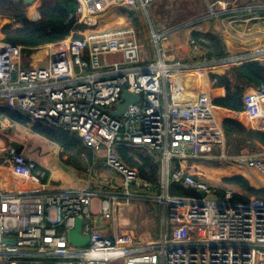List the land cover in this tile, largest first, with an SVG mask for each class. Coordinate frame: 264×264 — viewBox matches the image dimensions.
Instances as JSON below:
<instances>
[{"label":"built area","instance_id":"obj_1","mask_svg":"<svg viewBox=\"0 0 264 264\" xmlns=\"http://www.w3.org/2000/svg\"><path fill=\"white\" fill-rule=\"evenodd\" d=\"M77 1L69 18L75 16L83 26L81 36L72 32L65 40L39 46L47 54L36 62L26 56L24 46L0 41V106L18 110L32 122L40 120L78 135L121 174L122 190H102L92 182L85 184L84 179L81 186L50 189L44 174L35 171L36 164L11 146L7 168L21 186L0 189V264H264V199L237 200L233 191L187 169L189 159L210 158L224 142L214 101L201 95L180 104L171 100L170 93L173 80L190 71H206L208 76L248 62L264 64V42L209 59L192 38L194 49L191 60H186L165 55L169 35L177 29L153 30L150 42L157 55L144 60V45L134 27L99 26L111 8L121 6L149 15L148 8L156 0ZM262 13L264 3L208 1L200 19L178 28H195L211 18L252 22ZM125 89L139 95L140 101L114 116L110 111L117 110ZM243 102L246 121L253 123L263 116L264 83L245 93ZM3 118L7 117L0 116V129ZM120 144L144 149L160 162L158 200L164 206V228L155 240H139L118 230L121 196L129 202L138 191L152 188L137 169L119 158L116 147ZM233 160L264 170V151L235 155ZM172 184L195 188L194 195H172ZM77 218L83 219L82 235L89 237L85 246L69 240ZM111 220L110 236L101 222Z\"/></svg>","mask_w":264,"mask_h":264},{"label":"crops","instance_id":"obj_2","mask_svg":"<svg viewBox=\"0 0 264 264\" xmlns=\"http://www.w3.org/2000/svg\"><path fill=\"white\" fill-rule=\"evenodd\" d=\"M208 1L213 2L217 0H208ZM221 1L231 2L234 0H221ZM238 1L242 2V4H245L247 2L264 3V0H238ZM40 4H41V0H35L34 3L28 4V15L30 17L32 18L39 17L38 7L40 6ZM206 4H207L206 7L208 8V3ZM117 8L130 12L131 15H129V17H132L133 22H134V18H136L139 21V26L137 28L140 29V33L143 35L144 38L142 41L144 45V48L142 50V58L144 60H149L152 57H155L157 55L156 50L155 49L153 50L152 44L150 42L152 41L151 40L152 31L153 30L167 31L169 29L167 28L160 29L155 24L151 26V24L149 25L148 22H146V20H144L143 18V15L145 16L146 13L143 15H138L134 11H131L128 8H124L121 6H118L116 8H111L103 15L104 20L102 21V23L104 27L106 26L115 27L113 24H111L106 20L105 16L110 14V17H112L117 12L116 10ZM258 17L261 18L256 20L254 19L252 22H249V20L247 19H245L246 22H242V21H235V18H231V19L211 18L210 20L205 21V23L202 24V28L204 30H199V31L206 32L209 30H213L214 32H216L224 43L227 55L231 53L243 52L264 42V14L263 13L258 14ZM240 18H236V20H240ZM141 21L143 22V24ZM183 25L184 24L174 27L177 30L173 31L169 35V46L168 48L165 49V55L171 54L176 58H185L186 60H191L190 57L194 49V46H192L190 41L192 39V31L198 29L196 28L189 29L188 26L183 29L178 28ZM3 38H4V34L2 33V24L0 23V41L3 42L4 41ZM39 48L41 49L32 50L28 52L27 57L31 58L33 56L35 62L40 58L44 57L45 54H47L46 53L47 50L42 47ZM203 54H204V58H206L204 51ZM216 58H220V57H216ZM184 78L187 81L182 82ZM211 81L212 80L211 77H209V75L207 76V82H206L208 85H205L206 83L203 84L201 81L196 80L194 76H190V77H187V75L178 76L170 84L171 100L173 102L183 104V103H190L196 100L197 98H199L201 95H206L212 101H214V99L216 98L225 96L226 95L225 87L214 86L215 80L213 81L212 85H210ZM200 85L208 86V87H202V86L200 87ZM253 88L255 87L247 86L245 88L244 94L252 90ZM214 110L221 126H222L221 117L237 116L242 121L244 120L246 123H248L252 129H256V130L264 129V115L257 118V120H255L253 123H249L242 117V113H241L242 111H233L231 109L220 107L217 105H215ZM9 124L15 127L14 128L16 132L15 134L18 135H14L10 138L8 146H2L1 151L4 150L3 147L8 148L7 151H3V152L0 151L1 189L16 190L19 188V186H21L20 182H18V180H16V178H14V176H12L8 172V168H7L6 160L9 156V149L12 146V142L19 143L22 148L20 153L24 154L25 157H27L29 160H32L36 164V166H38V169L36 168L35 171H39L44 174L45 176L44 178L47 181L50 189L60 190L66 187L81 186L82 185V182L80 181L81 179H84V181L87 180V182L90 181L93 184V180L90 177L92 176L93 173H95L96 169L102 163H104L106 167L110 168L106 164L104 157L102 160L97 158L96 155V162L95 164H93L94 166L90 168L89 172L78 173L72 167L68 166L63 162L60 156L61 147L57 143L45 138L40 134L34 133L30 125H23L20 123L13 122L8 117L3 118V126L1 127L0 130H3ZM232 140L235 141L234 144L236 147L235 151H232L229 148V144H231ZM232 140L228 141L224 131V142L218 144L213 149L211 157L205 160H198V161L189 159L186 164L188 171L190 173L195 174L196 177L202 178L204 180L207 179L206 181H208L209 179H216L218 174H220L221 176L220 178L222 179L225 177L242 175L246 177L253 186L256 187L259 186L258 184H260V187H264V172L248 168L244 165H241V163H237L233 160V156L235 155H244L249 152L250 153L262 152L264 151V146L261 143L254 141L251 144H247V145H245L246 143H244V146L242 147V145H239V143H237L241 141V136L236 137ZM221 154H225L226 157L225 158L221 157L220 156ZM110 169L118 175L119 177L118 179L120 183L116 184L117 182H111V184L109 183L103 184V186L107 185L103 189L106 190L108 186L112 188V185H114L122 190L121 174H119L112 168ZM208 173L210 174V176L207 175ZM261 176H263V178ZM154 189H159V187L155 188L154 185H152V188L150 190L154 191ZM141 191H145V190L142 189L140 190V192ZM120 196L121 195H119V197ZM136 198L146 199V198H152V196L145 192H141L137 194V196H135L134 199ZM121 200H123V204H122L124 205L123 210H127V212H130V210L133 209L134 206L130 204H126L127 202H125L122 196H121ZM96 206H98V202H96ZM123 210L121 211L119 210L120 214ZM120 214L119 216L121 219L119 218V220L121 222L127 220L123 218L124 212H122L121 215ZM102 228L104 229L105 227ZM163 228H164V220H163V212H162L160 224L159 226H157V230L159 229L160 235L162 233ZM118 230L126 233L129 232L127 230L126 231L121 230L119 226H118ZM104 232L110 236L113 234V230L109 228H105ZM149 233L150 231L149 229H147L145 232H143L142 235H140L141 238H146V239H142L143 241H150Z\"/></svg>","mask_w":264,"mask_h":264},{"label":"trees","instance_id":"obj_3","mask_svg":"<svg viewBox=\"0 0 264 264\" xmlns=\"http://www.w3.org/2000/svg\"><path fill=\"white\" fill-rule=\"evenodd\" d=\"M77 5V0H41L38 7L39 17L32 18L28 15V4L24 0H0L3 39L5 42L22 45L26 51L30 52L33 48L65 40L72 32H76V36H81L79 31L83 29V26L69 22L70 14L76 11ZM134 25L135 27L139 26V21L136 18H134ZM192 38L203 49L206 58L227 55L223 41L213 30L206 32L194 30ZM232 69L237 83H232L222 73L211 74V80H215L214 86L226 89V95L214 99V104L233 111H242L245 107L243 102L245 88L247 86L258 88L264 83V64L253 61L234 66ZM2 115L7 116L13 122L30 125L34 133L57 143L61 147L60 156L63 162L78 173H87L94 166L95 151L87 147L78 135L50 127L40 120L32 122L29 117L18 110L6 106H0V116ZM221 123L228 141L241 136V141L237 143L242 147L244 143L247 145L254 141L264 146V129H252L248 123L237 116L221 117ZM116 152L127 166L137 169L140 178L148 181L155 188H160L162 174L159 160H156L144 149L125 144L118 145ZM36 168L38 169V166ZM222 182L238 187V191H234V198L237 200L246 201L252 196L264 199V188L253 186L242 175L225 177ZM170 193L180 196L194 195L191 189L178 184L170 186ZM245 193L251 197L246 196Z\"/></svg>","mask_w":264,"mask_h":264},{"label":"rangeland","instance_id":"obj_4","mask_svg":"<svg viewBox=\"0 0 264 264\" xmlns=\"http://www.w3.org/2000/svg\"><path fill=\"white\" fill-rule=\"evenodd\" d=\"M206 3H208V0H156L148 8L149 9V15L145 14V16H144L143 12H138V11H134V12L138 15H143L144 20H146V22H148L149 25L151 24V26H153V24H155L160 29L167 28V29L173 30V28L176 26H179L181 24H185L189 21L192 22L196 19H200L201 16L204 15L208 10V8L206 7L207 6ZM116 10H117V12L112 17H110V14L105 16L106 20L108 22H110L111 24H113L115 27H118V28H120V27L123 28L125 26H132L135 29L137 28L134 25L132 17H129V15H131L130 12L124 11L120 8H117ZM139 18H140V16H139ZM203 23H205V22L197 23L195 25L196 26L195 28L198 30H204L202 28ZM142 24H143V22H142ZM99 27H104L103 23L100 24ZM188 28L190 29V27H188ZM136 30L139 31L138 38L141 41H143L144 38H143V35L140 33V29L137 28ZM28 52L29 51L25 50L26 56H27ZM25 63H27V61H25ZM220 72L221 71H219L218 73H220ZM209 77H211V76L209 75ZM212 83H213V81L210 82V85H212ZM205 85H208V84L206 83ZM201 86L202 87H208V86L200 85V87ZM14 128H15L14 126H11L9 124L3 130H0V151H1L2 146H8L9 145V140L12 136L18 135V134H15L16 132H15ZM233 141L234 140H232L231 144H229V148H230V150L235 151V149H236V147L234 145L235 141L234 142ZM3 148H4L3 151H7V149H8L6 147H3ZM3 151H1V152H3ZM97 158L103 160V156L101 154L97 155ZM257 171H259V170H257ZM261 172H264V170ZM207 175L210 176L209 173ZM220 177H221L220 174H218L216 179H209L208 182L210 184L215 185V186H219L223 189H229L233 192L238 191V187L233 186V185H228L226 183L224 184L221 181L222 178H220ZM261 177L263 178V176H261ZM90 178L94 181L92 186L97 187V188L102 189V190H104L103 188H105L107 186V185L103 186V184H106V183L111 184V182H117L116 184L120 183L119 179H118L119 178L118 175L114 171H112L110 168L106 167L104 163H102L96 169L95 173H93ZM85 184H91V182L90 181L87 182V180H86ZM258 185L259 186H256L257 188H264V187H260V184H258ZM106 190L121 192L120 188L115 189V188H111L110 186H108V188H106ZM144 190L145 191H141V192H145L147 194H150L152 196V198H146V199H140V198L134 199L133 198L134 200L131 199L129 202L126 203V204H130V205L134 206L133 209L130 210V212H127V210H123L124 205H122L123 204V200H122L120 211L123 210L122 211V212H124L123 218H125L127 220H125L124 222L123 221L121 222L119 220V218H120V216H119L120 211H119L118 223L119 222L120 223L118 224V226H119V228H121V230H123V231L127 230L131 234H134V236H136L139 240L146 239V238H141L140 235H142L143 232H145L147 229H149V231H150L149 240H155L160 235V231H159V229L157 230V226H159V224H160L162 212L164 211V206L158 200V197L161 195L162 191L160 188L154 189V191L147 190V189H144ZM141 192L138 191V194ZM153 192H155V193H153ZM218 193L222 196V192H218ZM245 195L250 196L248 193H245ZM252 197H256V196H252ZM96 208H98V207L96 206ZM122 212H121V214H122ZM101 226L109 228L111 230H114V222L112 220L111 221H102Z\"/></svg>","mask_w":264,"mask_h":264},{"label":"water","instance_id":"obj_5","mask_svg":"<svg viewBox=\"0 0 264 264\" xmlns=\"http://www.w3.org/2000/svg\"><path fill=\"white\" fill-rule=\"evenodd\" d=\"M26 4H32L35 2V0H24ZM76 17L73 16L69 19L70 23H76ZM1 23V22H0ZM13 69L17 66V60H14L12 63ZM222 74L225 75L232 83H237V79L234 74V70L232 68H223L221 70ZM16 76V72L14 70L13 77ZM187 81L185 78L182 80V82ZM140 101V96L137 94H133L129 92L127 89L124 90L122 99L117 104V110H111V114L114 116H121L123 114L124 109L131 103H136ZM12 146L16 148V151L18 153L21 152V146L17 142H12ZM0 189H1V179H0ZM193 192L195 191V188L191 189ZM202 196H205L206 194L204 192L201 193ZM211 198L217 199V196H212ZM82 218H77L75 222L74 228L69 232V240L72 244L77 246H85L88 241V236H83L81 227H82Z\"/></svg>","mask_w":264,"mask_h":264},{"label":"bare ground","instance_id":"obj_6","mask_svg":"<svg viewBox=\"0 0 264 264\" xmlns=\"http://www.w3.org/2000/svg\"><path fill=\"white\" fill-rule=\"evenodd\" d=\"M186 75H187V77L194 76L196 78V80L201 81L203 84H205L207 82V73H206V71L194 70V71H190ZM188 81H189V79H188Z\"/></svg>","mask_w":264,"mask_h":264}]
</instances>
